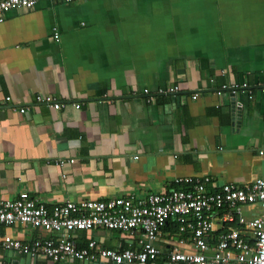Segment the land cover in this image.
I'll return each mask as SVG.
<instances>
[{
    "label": "crops",
    "instance_id": "0c3cea01",
    "mask_svg": "<svg viewBox=\"0 0 264 264\" xmlns=\"http://www.w3.org/2000/svg\"><path fill=\"white\" fill-rule=\"evenodd\" d=\"M263 84L264 0H38L9 11L0 23V199L25 192L50 206L163 194L187 176L215 187L264 180ZM171 85L176 95L155 93ZM240 210L264 217L255 205ZM2 231L23 243L55 237L19 224ZM71 236L115 251L143 241L104 229ZM178 239L161 230L155 264H182L165 255L192 251ZM98 263L111 264L0 246V264Z\"/></svg>",
    "mask_w": 264,
    "mask_h": 264
},
{
    "label": "built area",
    "instance_id": "2783aa9c",
    "mask_svg": "<svg viewBox=\"0 0 264 264\" xmlns=\"http://www.w3.org/2000/svg\"><path fill=\"white\" fill-rule=\"evenodd\" d=\"M37 1L0 0V23L7 12L30 10ZM54 39L57 40L56 34ZM240 86L246 90L245 84ZM177 92L178 87L171 85L155 93L174 96ZM260 92H264V84ZM142 94L147 95L148 90L144 89ZM7 102L8 98H5L4 103ZM35 102L50 104L54 110L60 107L49 96H36ZM258 155L264 156V152L259 151ZM173 184L178 188L144 198L126 196L65 201L50 206L25 192L12 200L0 199V246L9 252L29 258L42 257L52 262L66 259L95 262L101 259L111 264H155L161 252L154 242L161 230L171 224L176 228L174 233L179 238L178 243L188 241L192 251L179 252L170 248L165 254L170 263L264 264V217L246 220L240 210L243 206L255 205L264 213V180L256 179L243 186L223 184L215 187L206 176H187L176 178ZM212 221L220 228L225 226V232L221 234L220 229L218 236H212ZM14 224L53 233L55 237L23 243L2 231V228ZM95 229L120 234L139 232L143 241L134 250L120 251L103 249L93 240L82 247L75 245L71 233Z\"/></svg>",
    "mask_w": 264,
    "mask_h": 264
},
{
    "label": "trees",
    "instance_id": "16d2710c",
    "mask_svg": "<svg viewBox=\"0 0 264 264\" xmlns=\"http://www.w3.org/2000/svg\"><path fill=\"white\" fill-rule=\"evenodd\" d=\"M170 225H171V224H169V226H167V227H170ZM171 228L173 229V232H175V229H176V228H175L174 226H172V225H171Z\"/></svg>",
    "mask_w": 264,
    "mask_h": 264
},
{
    "label": "water",
    "instance_id": "95a60500",
    "mask_svg": "<svg viewBox=\"0 0 264 264\" xmlns=\"http://www.w3.org/2000/svg\"><path fill=\"white\" fill-rule=\"evenodd\" d=\"M98 264H101V263H98Z\"/></svg>",
    "mask_w": 264,
    "mask_h": 264
}]
</instances>
